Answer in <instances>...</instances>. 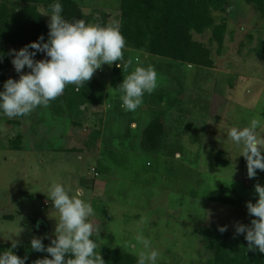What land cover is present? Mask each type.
Here are the masks:
<instances>
[{
    "label": "rangeland",
    "instance_id": "rangeland-1",
    "mask_svg": "<svg viewBox=\"0 0 264 264\" xmlns=\"http://www.w3.org/2000/svg\"><path fill=\"white\" fill-rule=\"evenodd\" d=\"M4 1L20 6L18 0ZM77 1L87 16L98 17L100 11L109 14L106 23L118 22L120 0ZM230 1L221 54L217 43H210V31L194 34L211 47L214 66L197 67L140 50L129 56L131 70L140 64L152 65L157 72L158 86L134 112L121 107V93L111 82L118 63L113 62L103 64L88 80L97 89L92 102L84 105L79 125L68 117L56 118L49 104L24 116L0 114V243L9 248V235L18 246L34 236L55 237L54 216L59 214L46 195L52 180L82 189L94 209L90 219L100 232L101 247L129 251L120 244L142 227L159 252L157 264L205 263L211 252L200 243L197 227L227 225V231L235 233L237 222L250 225L246 203L258 199L255 185H264V170L248 177L241 147L228 139L227 131L245 126L257 114L264 117V10L245 0ZM43 15L49 23L50 16ZM20 48H9L7 79L19 78L11 50ZM160 93L165 96L161 103ZM169 96L178 98L172 107H166ZM162 109L164 145L159 152L145 151V124ZM98 129L101 133L93 142L90 137ZM258 131L264 135V129ZM18 133L23 134L21 150L10 147ZM220 150L226 165L217 164ZM81 179L94 180V186L85 188ZM221 184L230 188L232 204L208 200V192ZM9 214L13 217H4ZM142 216L147 217L143 225ZM43 224L46 230H34Z\"/></svg>",
    "mask_w": 264,
    "mask_h": 264
},
{
    "label": "clouds",
    "instance_id": "clouds-1",
    "mask_svg": "<svg viewBox=\"0 0 264 264\" xmlns=\"http://www.w3.org/2000/svg\"><path fill=\"white\" fill-rule=\"evenodd\" d=\"M62 13L61 3L54 0L49 10L40 13L50 16L47 40L41 34L19 50H11V62L20 75L18 79L10 77L4 81L0 90V114L8 118L27 115L38 106H47L69 84L79 91L103 64L111 66L118 62L116 66H121L126 39L119 22L101 24L83 19L69 20ZM38 52L45 58L36 59ZM25 67L29 71H22ZM123 67L126 70L128 64ZM157 86L155 68L138 64L124 75L117 87L121 93V107L134 112L142 104L144 95L151 94ZM260 129H264V117L257 114L245 126H233L227 131L228 139L241 147L240 154L246 160L249 178L256 176L257 169L264 170V135L260 134ZM255 191L258 199L255 203L251 200L246 203L247 212L253 219L250 225L237 222L235 234H244L249 249L264 253V185L257 183ZM46 195L59 214L54 216L58 221L55 238L47 246L43 243L44 236L31 239L32 250L49 254L32 264H105L98 243L100 232L94 230L90 219L94 209L84 198L82 189L52 180ZM146 222L147 217L142 216L140 224ZM218 230L226 231L227 225L219 226ZM8 239L11 245L0 251V264H26L27 256H19L13 251L18 247V241L11 235ZM120 245L136 256V264H157L159 252L143 234L142 227Z\"/></svg>",
    "mask_w": 264,
    "mask_h": 264
},
{
    "label": "trees",
    "instance_id": "trees-1",
    "mask_svg": "<svg viewBox=\"0 0 264 264\" xmlns=\"http://www.w3.org/2000/svg\"><path fill=\"white\" fill-rule=\"evenodd\" d=\"M19 7L0 0V90L7 80L9 48L11 45L23 47L36 40L41 34L48 38V21L40 14V8L49 10L54 0H18ZM254 4L263 12L264 0H245ZM63 8V16L69 20L83 19L90 22L106 23L108 13L99 11L98 17L87 16L77 0H59ZM230 0H120L119 19L121 31L126 39V49L123 53L125 62L115 67L111 82L118 86L131 71L129 65L134 51L140 50L148 54L164 57L170 60L190 64L197 67L214 66L212 49L209 45L194 38V34L203 35L211 32V42L217 43V53L221 54L228 27V18L232 11ZM98 10V8H97ZM101 13V14H100ZM220 14V16H219ZM219 17V18H218ZM43 53H37L36 59H41ZM128 64L125 70L124 65ZM22 71H29L27 67ZM121 72V74L119 73ZM97 87L85 82L77 91L75 85H67L63 93L55 100L50 101L49 108L56 118L68 117L72 124L79 125L85 111V104L92 102ZM158 102L165 96L160 93ZM178 98L168 97L166 107H172ZM163 109L150 120L143 129L142 148L149 152H159L166 139V126L163 119ZM13 124L18 120H9ZM101 130H93L91 140H95ZM94 142V141H93ZM12 149H23V134L18 133L10 140ZM75 150V148H70ZM223 150L217 151V164L224 165L221 155ZM226 165V164H225ZM94 167V174H98ZM85 188L94 186V180L81 179ZM230 188L221 184L217 189L210 190L207 198L213 202L232 204L234 199L229 195ZM48 202L41 205L45 208ZM4 217L12 218L11 214ZM253 219V217H252ZM36 224V223H35ZM43 226V227H42ZM35 226V231L46 230V224ZM195 231L201 237L200 243L210 250V258L202 264H264V253L248 248L244 234L234 232H220L218 228L200 226ZM55 238V237H53ZM52 238H44L47 246ZM6 243H0V251L7 249ZM13 251L19 256H27L26 264H32L37 258L49 255L46 252H37L31 249L30 243L19 245ZM105 264H136V256L130 251H122L109 244L101 247Z\"/></svg>",
    "mask_w": 264,
    "mask_h": 264
}]
</instances>
